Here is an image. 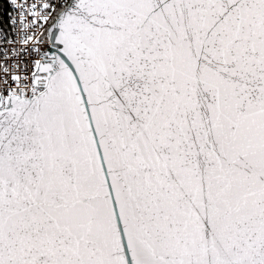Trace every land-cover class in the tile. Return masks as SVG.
<instances>
[{"label":"snow or ice","instance_id":"6c2138e0","mask_svg":"<svg viewBox=\"0 0 264 264\" xmlns=\"http://www.w3.org/2000/svg\"><path fill=\"white\" fill-rule=\"evenodd\" d=\"M0 264H264V0H0Z\"/></svg>","mask_w":264,"mask_h":264}]
</instances>
